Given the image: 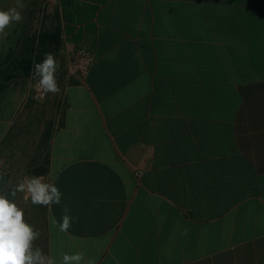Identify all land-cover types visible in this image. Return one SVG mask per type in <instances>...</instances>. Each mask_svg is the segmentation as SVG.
I'll use <instances>...</instances> for the list:
<instances>
[{"label":"crops","instance_id":"1","mask_svg":"<svg viewBox=\"0 0 264 264\" xmlns=\"http://www.w3.org/2000/svg\"><path fill=\"white\" fill-rule=\"evenodd\" d=\"M24 3L0 64L28 33L60 30L67 79L41 130H0V194L41 232L33 246L57 264H264V0ZM25 175L54 178L61 203L12 197ZM65 207L67 233L52 223Z\"/></svg>","mask_w":264,"mask_h":264},{"label":"clouds","instance_id":"2","mask_svg":"<svg viewBox=\"0 0 264 264\" xmlns=\"http://www.w3.org/2000/svg\"><path fill=\"white\" fill-rule=\"evenodd\" d=\"M25 7L24 0H15L14 6L0 9V37L6 38L8 33L5 30L24 19L21 10ZM58 71L59 64L51 52L45 54L42 62L34 64L28 83L41 99L49 93H61L56 79ZM17 193L22 194L26 203L48 208L60 204L63 197L54 178L49 181L44 175H25L12 186L11 196L15 197ZM70 211L65 207L60 221L52 218V223L58 224L61 232L67 233L73 221L78 219L70 215ZM40 236L41 232L26 222L24 210L16 201L0 194V264H57L54 256L46 254L39 246H33ZM62 264H85L84 254H64ZM86 264H94V261L88 260Z\"/></svg>","mask_w":264,"mask_h":264},{"label":"rangeland","instance_id":"3","mask_svg":"<svg viewBox=\"0 0 264 264\" xmlns=\"http://www.w3.org/2000/svg\"><path fill=\"white\" fill-rule=\"evenodd\" d=\"M54 55L58 62L61 59L59 54L54 53ZM29 78H20L14 81L4 93L0 92V130L3 127H8L14 118L19 121L16 122V125L11 126V129H16L19 125L26 128V124L31 122L35 129L41 130L46 119L44 116L46 105L51 101L56 104L58 98H61L67 81L65 75L58 73L56 79L61 93L57 95L49 93L46 99L39 101L32 97V87L28 83Z\"/></svg>","mask_w":264,"mask_h":264},{"label":"trees","instance_id":"4","mask_svg":"<svg viewBox=\"0 0 264 264\" xmlns=\"http://www.w3.org/2000/svg\"><path fill=\"white\" fill-rule=\"evenodd\" d=\"M62 46L60 30L42 28L39 33L27 34L21 49L11 52L0 64V92L4 93L20 78H29L35 63H40L46 53H58Z\"/></svg>","mask_w":264,"mask_h":264},{"label":"built area","instance_id":"5","mask_svg":"<svg viewBox=\"0 0 264 264\" xmlns=\"http://www.w3.org/2000/svg\"><path fill=\"white\" fill-rule=\"evenodd\" d=\"M39 5L43 6L45 4V0H37ZM91 62V57H90V53L88 52V50L84 47H80L78 48L75 52H74V56H73V64H74V69L75 72L78 73L79 75H84L86 74L89 64ZM31 92H32V97L35 100H44L47 98V96L43 99H41L35 89L32 87L31 88ZM134 173L136 175V177H141L143 175V169L140 168H135L134 169Z\"/></svg>","mask_w":264,"mask_h":264},{"label":"water","instance_id":"6","mask_svg":"<svg viewBox=\"0 0 264 264\" xmlns=\"http://www.w3.org/2000/svg\"><path fill=\"white\" fill-rule=\"evenodd\" d=\"M144 155V149L141 147H134L133 149H131L129 155H128V159L134 163V164H138L141 160V158Z\"/></svg>","mask_w":264,"mask_h":264}]
</instances>
